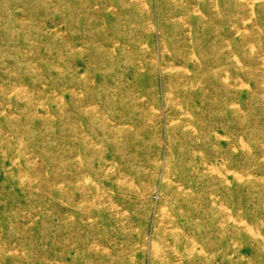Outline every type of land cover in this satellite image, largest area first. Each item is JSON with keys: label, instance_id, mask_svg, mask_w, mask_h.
Returning <instances> with one entry per match:
<instances>
[{"label": "rangeland", "instance_id": "rangeland-1", "mask_svg": "<svg viewBox=\"0 0 264 264\" xmlns=\"http://www.w3.org/2000/svg\"><path fill=\"white\" fill-rule=\"evenodd\" d=\"M0 264H264V0H0Z\"/></svg>", "mask_w": 264, "mask_h": 264}]
</instances>
